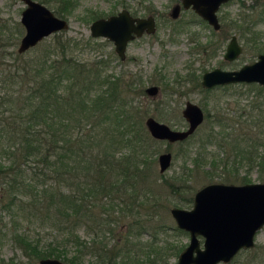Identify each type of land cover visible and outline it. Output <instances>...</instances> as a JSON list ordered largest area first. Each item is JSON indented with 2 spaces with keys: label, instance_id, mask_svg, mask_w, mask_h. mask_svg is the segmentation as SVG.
Here are the masks:
<instances>
[{
  "label": "trees",
  "instance_id": "trees-1",
  "mask_svg": "<svg viewBox=\"0 0 264 264\" xmlns=\"http://www.w3.org/2000/svg\"><path fill=\"white\" fill-rule=\"evenodd\" d=\"M58 2L64 6L55 12L62 16L74 1ZM15 28L20 31L18 23ZM54 43L26 57L12 51L14 63L0 67V155L8 160L0 166L5 196L0 205L41 228L49 226L47 242L24 230L8 231L29 264L45 256L80 264L86 253H94L104 264L103 255H113L115 250L96 240L97 231L103 221L110 222L108 215L118 205L115 198H122L128 185L135 188L148 182L145 167L153 162L149 144L154 140L144 132L141 110L131 97L135 83L124 81L122 73H104L103 60L93 65L67 54L75 40L55 38ZM254 87L260 96L264 88ZM247 110L243 121L235 122L239 132L233 136L224 131L230 127L228 120L215 114L210 122L220 130L209 129L198 146L187 151L193 152L192 163L210 158L214 164L207 145L214 142L220 150L228 145L233 158L246 168L260 166L258 178L264 179L263 155L256 151L264 146V99L250 98ZM120 147L127 151L116 155ZM228 174L221 178L228 182L238 178ZM237 180L249 178L245 173ZM80 226L92 233L90 241L77 234ZM259 259L264 258L253 256L241 263L233 257L221 264H259Z\"/></svg>",
  "mask_w": 264,
  "mask_h": 264
},
{
  "label": "rangeland",
  "instance_id": "rangeland-1",
  "mask_svg": "<svg viewBox=\"0 0 264 264\" xmlns=\"http://www.w3.org/2000/svg\"><path fill=\"white\" fill-rule=\"evenodd\" d=\"M58 1L44 0L43 3L55 12L56 7L60 5L62 8L64 6ZM73 1L74 6L72 5L69 12L65 14L68 20L67 29L53 32L21 52L24 53L25 57L41 53L43 48L48 47V44L51 47L55 38L66 41L68 39L75 40L77 43L70 46L66 53L77 60L93 65L95 62L103 60L106 63L103 72L114 76L122 73L124 81L128 79L133 82V74H141L142 84L135 83V86L132 87L131 97L141 113H144L141 114L143 117L150 114L174 128H180L182 126L179 119L180 108L184 99L188 98L200 105L206 102L205 109L212 116H216L215 114L219 117L225 116L230 127L224 128V131L229 130L232 136L235 132H239L235 122L243 121L246 116L248 100L255 95L254 86L257 84L250 85L254 83L240 82L227 88L200 91L194 89L190 83L185 82L183 75L189 69H194L197 72L198 69H210L213 66L235 69L243 63L256 59L258 52L264 53V0H230L218 9L219 15L229 18V23H225L224 27L227 33L225 38L221 40L216 54L205 63L201 62L202 55L194 50V39L203 41L210 31L205 23H197V19L188 23L189 19L192 18L191 12L188 10L180 11L175 20L167 18V11L176 0H141L140 3L136 0H125L131 10L134 9L139 13L149 10L156 16L158 24L151 35H146L138 41L129 42L126 53L133 56L122 63L114 58L110 43L105 42L104 38L89 35L90 20L83 17L88 9L105 14L110 11L115 12L121 6H112L113 0ZM23 6L21 0H0V53L3 56L0 60L2 63L0 67L2 69L6 68L8 64L14 63L13 53H19L16 51V46L23 33V27L19 23L20 11ZM17 23L20 25L19 32H17L18 28L17 30L15 28ZM231 33L236 34L242 51L236 58L226 61L222 59V53ZM8 35L10 40L7 39ZM88 37L90 40H87ZM217 37H219L218 34H216V40ZM257 42L258 48L255 47ZM56 50L58 49L56 48ZM50 56L56 58L57 55L51 53ZM178 76L180 77L179 84L174 82ZM155 82L165 87V93L160 91L155 98L151 99L144 94L143 87ZM177 88L188 90L181 95L169 93L170 89ZM2 90L3 87L0 83V94ZM260 93L263 94L261 97L264 98V90ZM159 101L163 103L166 101L167 105L163 106L167 107L161 108L162 103ZM142 116L143 130L147 134ZM213 129L216 132L220 130L216 125L213 126ZM207 130L208 123H203L196 130L193 139ZM149 145L153 162L145 167L148 182L141 186L137 185L135 188L128 185L127 192L124 191L122 194L124 196L120 199L115 198L114 202L118 201V205L113 206V211L108 215L111 218L110 222L103 221V225L97 231L96 240L101 239L108 248L115 250L113 255H103L104 264H106L105 260L107 259L108 264H174L178 252L188 241V234L176 227L169 212L171 206L190 208L195 189L209 181H225L221 178V175L225 173L238 177L232 178V183H239L237 179L245 173L250 182L260 180L258 179L260 166L254 164L251 168H246L244 164H240L233 158L234 154L228 145L222 150H218L214 142L207 145L206 149L213 153L212 159L215 158L216 160L214 164H227L225 169L217 165L212 171L205 170L209 169L208 167L212 168V165L214 167L209 158L192 165L188 153L184 155L182 150L189 144L154 141L150 142ZM118 150L116 155H119V152L127 151L124 147H120ZM165 150L172 153V161L168 169L160 173L156 156ZM256 151L259 152V155H263L264 162V146H258ZM7 162L8 160L0 155V166ZM25 171L29 172L28 170ZM27 172H25L26 175ZM208 174L211 176L213 174L212 179L208 177ZM174 175H178L179 178L175 180ZM172 185L175 190H173ZM3 186L4 182L0 180V202L5 198ZM43 227L49 228L47 225ZM45 228L39 227L35 221H25L17 211L12 214L0 205V262L29 264L17 241L9 236L8 231H12V229L24 230L29 236L40 237L41 241L47 242L51 235L47 233L48 229ZM76 232L86 241L92 239V233L86 231L82 226L78 227ZM107 250L109 252V249ZM245 250L238 251L234 255V259H242L241 263H244L246 259L253 256L264 258V224L255 233L253 246ZM79 261L80 264H99L101 260L94 253H86L81 256ZM258 263L264 264V259H259Z\"/></svg>",
  "mask_w": 264,
  "mask_h": 264
},
{
  "label": "water",
  "instance_id": "water-1",
  "mask_svg": "<svg viewBox=\"0 0 264 264\" xmlns=\"http://www.w3.org/2000/svg\"><path fill=\"white\" fill-rule=\"evenodd\" d=\"M24 4L20 11L19 23L23 33L19 38L16 51L21 53L35 45L49 34L67 29L66 19L55 15L50 8L38 0H21ZM184 6L191 7L201 14L215 28L218 22L215 10L226 0H181ZM176 8V5L173 9ZM136 20L125 10L116 15L100 18L89 25L91 36H104L113 41L114 49L122 58L126 41L132 36L130 31L139 33L142 28L153 29L151 18ZM143 24H147L146 26ZM241 51L236 36L228 40L223 57L235 58ZM233 82H254L264 86V53H258L256 59L241 64L235 69L214 67L202 74L204 86ZM154 86L146 91L153 92ZM188 120L184 129L171 128L168 124L147 116L144 125L154 138L174 141L182 139L193 131L202 119L198 106L186 103L182 110ZM159 170L165 169L170 162L169 152L157 154ZM176 227L188 233L186 245L179 251L175 264H219L229 262L244 248L253 246L254 234L264 224V181L241 184L212 181L199 187L193 193L190 208L172 206L169 209ZM198 235L201 236V243ZM0 264H18L0 262ZM37 264H70L56 257H40Z\"/></svg>",
  "mask_w": 264,
  "mask_h": 264
},
{
  "label": "flooded vegetation",
  "instance_id": "flooded-vegetation-1",
  "mask_svg": "<svg viewBox=\"0 0 264 264\" xmlns=\"http://www.w3.org/2000/svg\"><path fill=\"white\" fill-rule=\"evenodd\" d=\"M136 1H138V3H140V1L141 0H136ZM228 1H230V0H226V1H224V2H221L219 5H218V7H217V9L215 10V15H216V19H217V22H218V27L217 28H215L211 23H209L208 21H207V19H205L201 14H199L197 11H195L192 7H191V5L189 4L188 6H184L183 4H182V1L181 0H176V1H174L171 5H170V7H169V9H168V11H167V15H168V17L167 18H169L170 20H175V19H177L178 18V16H179V13H180V11H186V10H188V11H190L191 12V15H192V18L191 19H189V22L188 23H191L193 20H196L197 19V23H205L206 25H207V28H208V30L210 31V33H209V35L205 38V40H203V41H198L197 39H194L195 40V44H194V50H196L198 53H200L201 55H202V59H201V62H203V63H205L208 59H210L211 57H213L215 54H216V52H217V50H218V48L220 47V43H221V40H223L224 38H225V36H226V31L224 30V27H225V23H229V18H227V17H223L222 15H219L217 12H218V9L222 6V5H224L226 2H228ZM75 4V3H74ZM116 5H120L121 7L118 9V10H116L115 12H113V11H110V12H108V13H105V14H102V13H96V11L95 10H93V9H88V10H86L85 11V13L83 14V17H85L87 20H90V22H89V25H90V23L92 22V21H94V20H96V19H100V18H106V17H108V16H112V15H116L119 11H121V10H125L126 12H127V14H128V16L129 17H131V20H132V24H136V20H134L135 18L136 19H139V20H143V19H147V18H151V25H152V27H153V29L151 30V31H147L145 28H142L140 31H139V33H135L134 31H130V34L132 35L127 41H126V43H125V46H124V51H123V57L121 58L119 55H118V53L115 51V49H114V45H113V41L112 40H109V39H107L106 37H104V36H95V37H101V38H104L106 41L105 42H108V43H110L111 45H112V48H111V51H112V54H113V56H114V58L118 61V62H120V63H122V62H124L127 58L128 59H130V58H132L131 56H133V55H127V53H126V48H127V45L129 44V42H132V41H134V40H140V39H142V38H144L146 35H151L152 33H154V31H155V29H156V27H157V19H156V16L153 14V13H151L149 10H146V11H143V12H141V13H139V12H137L136 10H131L128 6H127V2L125 1V0H113V3H112V6H116ZM176 5V8L175 9H173L174 8V6ZM74 6V5H73ZM55 15H58L56 12H54V11H52ZM69 11H66V12H64L63 13V15L62 16H60V15H58V16H60V17H62V18H64V19H66V21L68 22V20H67V18H66V15L65 14H67ZM165 17V18H166ZM89 25H88V30H89ZM143 25H147V24H143ZM216 34H218V36L219 37H217V40H216ZM232 34H234V33H231L230 35H229V37H228V39H227V42H228V40L230 39V36L232 35ZM89 35H90V31H89ZM235 36H236V34H234ZM91 36V35H90ZM221 36V37H220ZM91 37H94V36H91ZM193 39V38H192ZM236 40H237V43L240 45V47H241V51H242V46H241V44L238 42V39H237V36H236ZM227 42H226V44H227ZM226 44H225V47H226ZM255 47L256 48H258L259 47V44H258V42L255 44ZM224 51H225V48H224ZM224 51H223V53H224ZM240 51V52H241ZM223 53H222V59H224V60H226V61H230V60H227V59H225L224 57H223ZM258 53H263V52H258ZM257 53V54H258ZM240 54V53H239ZM256 54V55H257ZM128 56V57H127ZM130 56V57H129ZM238 56V55H237ZM236 56V57H237ZM235 57V58H236ZM234 59V58H233ZM232 60V59H231ZM200 62V63H201ZM214 67H219V68H221V69H224V68H222V67H220V66H213V67H211L210 69H212V68H214ZM210 69H205V68H201V69H198V71L196 72L194 69H189L188 71H186V73L183 75L184 77H183V80H185V82H188V83H190L191 85H192V87L194 88V89H197V90H200V91H208V90H211V89H214V88H227V87H230V86H232L233 84H236V83H240V82H233V83H224V84H220V83H217V84H213V85H210V86H204V85H202V83H201V80H202V74L205 72V71H207V70H210ZM178 80H180V77L178 76L177 77V79L174 81L175 83H177V84H179V82L180 81H178ZM132 81H133V83H140V84H142V80H141V74H138V75H135V73L133 74V77H132ZM244 83H246V82H244ZM249 83H254V82H249ZM255 84H257L258 86H261V87H263L264 88V86H262V85H259L258 83H255ZM160 85V83H158V82H155V83H150V84H147V85H145L144 87H143V92H144V94L145 95H148V97L149 98H151V99H153V98H155L158 94H159V92L160 91H162L163 93H165V91H164V89H165V87H163V86H159ZM148 86H154L155 87V89H154V91L153 92H151V93H148L147 91H146V88L148 87ZM187 90L188 89H170V91H169V93L170 94H178V95H181V94H184V93H186L187 92ZM260 91H263V89L262 90H260ZM259 91V92H260ZM260 94V96L258 95V96H256V93H255V95L254 96H251L250 98H253V97H256L257 98V100H258V98L259 97H261L263 94L262 93H259ZM264 98H262L261 97V101L263 100ZM192 103V104H195L196 106H198L199 108H200V110H201V112H202V119H201V121L196 125V127L193 129V131L191 132V133H189L187 136H185L184 138H182V139H178V140H174V141H169V140H167V139H160V138H154V137H152L150 134H149V132L147 131V134H148V136L151 138V139H153L154 141H166L167 143H179V144H182V143H186V144H189L188 145V147H184L182 150L184 151V155L185 154H187V151L189 150H192V149H195V147L196 146H198V144H199V142H200V137H202V136H204V133L202 134V135H197V137H195L194 139H193V137H194V134H195V132H196V130L204 123V124H207L208 123V130L207 131H209V129L213 132V126L214 125H211L212 124V122H210L211 120L212 121H214V116H212V115H210L209 114V112H208V110H206L205 109V104H206V102L205 103H202L201 105L198 103V102H195V101H192V100H190V99H188V98H185L184 99V101H183V103H182V106H181V108H180V123H182L181 125V127L180 128H175V129H184V128H186V126H187V124H188V120L186 119V117L183 115V112H182V110H183V108L185 107V105H186V103ZM159 103H162V106H161V108H164V107H167V106H163V105H167V102L165 101L164 103L161 101H159ZM163 110V109H162ZM142 115L144 114V113H141ZM215 114V113H214ZM141 115V116H142ZM140 116V117H141ZM147 116H152L154 119H156L153 115H150V114H146L142 119H143V125H144V119L147 117ZM223 117V116H222ZM224 118H225V116H224ZM156 120H158V119H156ZM158 121H161V120H158ZM161 122H163V123H166V122H164V121H161ZM166 124H168V123H166ZM169 125V124H168ZM145 126V125H144ZM170 126V125H169ZM171 128H174V127H172V126H170ZM145 129H146V127H145ZM147 130V129H146ZM206 131V132H207ZM215 131V130H214ZM218 134V133H217ZM218 150H220L219 148H217ZM161 152H169L170 153V162H169V164H168V166L165 168V169H163L162 171H160L159 170V164H158V162H157V159H156V162H157V167H158V171L160 172V173H163L166 169H168V167L170 166V164H171V161H172V153L170 152V151H168V150H165V151H161ZM210 152V151H209ZM160 153V152H159ZM210 153H212V152H210ZM188 155V158H189V160H191V157H192V155H193V152H190L189 154H187ZM226 156V155H225ZM157 157V156H156ZM226 158H227V156H226ZM223 159H225V158H223ZM209 160H210V158H209ZM185 161V160H184ZM191 162H192V160H191ZM195 163H192V165H194ZM197 164V163H196ZM218 166H220L221 168H223V169H225L226 168V166H227V164L226 163H224V164H217ZM217 165H215L214 164V167H213V165H212V168L211 167H208L209 169H205V170H207V171H212V170H214L215 169V167H217ZM258 166V165H257ZM259 179V178H258ZM262 181H264V179H260V180H258V181H255V182H262ZM209 182H212V181H209ZM209 182H206V183H209ZM221 182H225V181H221ZM247 182H250L249 180L247 181ZM205 183V184H206ZM225 183H232V182H225ZM241 183H246V182H239V183H235V184H241ZM204 185V184H203ZM202 186V185H201ZM200 186V187H201ZM199 188V187H198ZM197 188V189H198ZM197 189H195V191L197 190ZM194 191V192H195ZM193 192V193H194ZM192 200H193V194H192ZM192 205V204H191ZM172 207V206H171ZM177 207H179V206H177ZM181 208H183V207H181ZM170 209V208H169ZM172 217V216H171ZM178 228V227H177ZM180 229V228H179ZM183 230V229H182ZM183 231H185V230H183ZM186 232V231H185ZM257 232V231H256ZM188 234V233H187ZM255 235V234H254ZM198 238H199V241H200V243H201V236H199L198 235ZM253 240H254V238H253ZM254 244V243H253ZM250 248V247H249ZM245 249H248V248H244V249H240V250H245ZM239 250V251H240ZM179 253V252H178ZM178 255V254H177ZM175 264V263H174Z\"/></svg>",
  "mask_w": 264,
  "mask_h": 264
}]
</instances>
